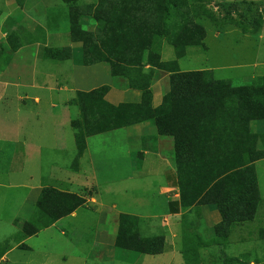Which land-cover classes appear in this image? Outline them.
<instances>
[{"label": "crops", "instance_id": "crops-1", "mask_svg": "<svg viewBox=\"0 0 264 264\" xmlns=\"http://www.w3.org/2000/svg\"><path fill=\"white\" fill-rule=\"evenodd\" d=\"M54 3L60 4L61 2L0 0V47L6 45L10 47L9 41L12 38H15V42H19L18 45L21 46L13 52L5 70L0 71V83L4 82L5 87L12 86L17 89L26 87L33 90H46L51 94L58 92L69 94L70 96L62 102L61 107L69 111L67 118L70 125L72 121L81 119L78 107L70 104L78 92L89 93L100 87L108 86L109 91L104 96L106 103L112 106L141 103L142 91L130 88L125 78L113 77L109 66L105 63L87 67L71 66L69 59L52 60L42 56L44 48L50 47L51 35H55L63 24V22L61 24L60 16L64 14L65 9L64 7L59 9ZM50 15L55 18L49 20ZM34 32L44 33V42H33L30 36ZM241 34L245 37L257 36L258 40L262 41L264 40V26L256 34L242 32ZM64 65L67 67H63ZM259 66H264V63H258L253 68ZM148 68L149 66L146 67ZM202 71H211L214 79L218 80L214 76L215 68H204ZM169 77L170 73L162 77H157L155 73L150 86L152 108H158L168 94ZM258 78H264V71L260 74L252 72L250 80L247 81L253 82ZM16 98L22 104L25 100H32L36 105L41 102L39 96L35 95L30 98L28 94L21 96L18 93ZM52 106V108L59 109L55 104ZM58 122H53L52 126L55 127ZM254 123L259 122H253L250 125L251 133L257 137L255 152L264 153V121L260 123L261 127H255ZM116 131H122V135L100 139L102 143L105 141L113 143V146L97 148L95 145L91 147L93 138ZM49 139L45 136L41 140L30 143V139L23 138L19 134L12 138L0 137V188L24 190V195L18 203L15 201L13 203V199L9 198V205L1 207L0 222L4 219L18 229V225H22L24 237H35L52 229H60L62 224L72 231L74 227L71 222L77 218V212L80 210L94 214L97 217V223L91 228L93 235L90 238L79 231L67 234L61 230V236L69 235L71 239L73 236L76 241L90 239L91 243H86V248L71 254L60 252L57 255L48 252L43 264H51L53 259L59 264H140L141 257L148 255L125 253L116 249V236L114 231L109 232L112 228L108 224V221H111L115 215L137 217L149 234L153 232L154 236L163 238L162 253L156 256L180 255L183 258L182 264H255L251 259L257 256L258 252H260V257L264 256L262 252V249L264 250L262 247L264 228L253 225L258 217L261 197L253 220L232 224L226 237L214 234L213 228L220 222L219 213L207 205H193L186 209L182 207L175 140L170 135L159 134L157 128L149 121L87 137L85 150L78 160L76 171L54 163L53 170L47 173L44 179L42 174L36 175L35 161L46 154L61 156L67 152L63 148L65 140L60 141L59 136L56 135L53 136V142L50 143ZM105 155H109L110 158L103 163L104 172H106L103 174L104 172H98L100 169L97 164ZM112 156L115 158L111 159ZM5 160L9 162L4 171L3 162ZM261 161H264V158L248 165L252 167L256 179V166ZM112 171L119 172L115 177H110L114 176ZM45 189L77 196H80L81 192L84 197H80L85 200L86 208L85 206L78 208L72 214L54 221L41 232H34L26 226V223L31 211L33 212L34 208L36 210L37 200ZM28 213H30L29 216ZM24 227L33 232L27 233ZM18 233L4 236V240L2 238L0 262L6 260L15 249L32 250L25 245L23 240L5 249L6 245L15 241ZM48 242L51 245L55 244V235H49ZM248 256H250V261L242 259ZM227 259H234V261L227 262Z\"/></svg>", "mask_w": 264, "mask_h": 264}, {"label": "rangeland", "instance_id": "rangeland-1", "mask_svg": "<svg viewBox=\"0 0 264 264\" xmlns=\"http://www.w3.org/2000/svg\"><path fill=\"white\" fill-rule=\"evenodd\" d=\"M55 1L56 3L61 2L60 4L54 3L55 6H58L59 9H63L61 7L65 9L64 14L60 16V19H62L61 24L62 22L63 24L55 35H51L50 47L44 48L49 54H46L45 58L51 57L50 59L57 60L54 57L61 58L66 55L70 58L69 65L81 66L79 64H81L83 57L87 55L86 53L89 50L94 48V45H99L98 52H101V50L110 52L113 43L116 45V43L133 40L136 43H142V45L150 47L146 54L151 55V61L156 57L160 62L176 61L177 69L175 70L178 73L200 72L204 68H215L214 76L221 81H242V83L249 84L264 81V78H258L253 82L247 81L250 80L252 72L260 74L264 71V66L253 68L258 63H264V40H258L257 36L245 37L241 34V32H245L241 29L242 25H247L250 28L248 32L251 33H255L253 31L255 25L259 26V30L264 26V0H166L165 4L168 5V9L166 19H162V22L156 19L161 14L159 9L161 0H53V2ZM232 5L236 7V14L232 12ZM82 11L85 14L79 20ZM227 11L232 12V21L228 20L224 22L223 26H220L218 21ZM48 18L53 20L55 17L50 15ZM73 22L77 29L70 34ZM199 29L204 31V41L199 45L183 47L186 39L197 36ZM134 32L136 33L134 34ZM43 37L44 33L34 32L30 39L33 42H44ZM172 41L179 43L177 53L180 56L184 54L182 58L177 57L176 51L170 45ZM13 44L14 42L11 43L10 47L9 45L0 47V71L5 70L6 63L13 56L11 48ZM119 52L120 49L115 48V54L118 55ZM42 63L46 65L44 62ZM63 67H67V65ZM145 67H148V65ZM167 73V71L156 72L157 77L167 76ZM120 81H118L119 84H121ZM3 83H0V137L12 138L19 134L23 138L30 139L31 143L48 136L51 143L53 142V136H59L60 141L65 140L63 148L67 152L61 156L43 155L35 161V173L37 176L42 174L45 179L46 174L53 170L54 163L60 167L67 166L68 170H72V162L78 149L67 118L69 111L61 107L62 102L70 95L62 92L51 94L46 90H33L26 87L19 89L12 86L5 87ZM18 93L21 96L28 94L30 98L33 95L39 96L41 102L36 105L32 100H25L22 104L16 98ZM54 104L59 109L52 108ZM55 121L59 122L53 127L52 123ZM261 122L254 123L255 127H261ZM79 126L84 128V124H79ZM121 135L122 131H116L109 135L95 137L91 147L95 145L97 148L113 146V143H106L108 141L102 143L100 139L115 138ZM110 142H113V140H110ZM108 158H110L109 155L101 157L100 162L97 164L100 169L98 172H104L103 163ZM114 158V156L111 157V159ZM8 162L9 160L3 162L4 171L8 167ZM112 172L114 176L110 177H115L119 171ZM256 173L261 203L258 217L253 225L264 228V161L257 164ZM103 174H106V172ZM23 195L24 190L22 189L0 188V210L4 205H9V198L13 199V203L14 201L18 203ZM80 196L84 197L81 192ZM84 206L81 208H84ZM87 208L91 209L90 206H87ZM29 215L30 213H28ZM118 216L115 215L111 221H108L112 228V230L109 229V232L114 231L115 236H117L119 227L120 216ZM131 217L136 220L129 221L125 239H131L132 234H136V236L143 239L156 237L153 232L149 234L146 231V227L142 226V222L137 217ZM69 221L71 222V220ZM48 222L46 215L34 208L26 225L31 226L34 232L39 233L45 227H48ZM96 223L97 217L94 214L86 210H80L77 212V218L71 222L74 227L72 231L68 227H64L65 224H62L60 229H52L35 237H24L22 225L19 224L18 229L15 225L3 219L0 222V244L3 242L2 238L4 236L19 232L16 234L15 241L6 245L5 249L23 240L25 245L32 248V250L15 249L0 264H43L48 252L58 255L60 252L71 254L80 251L86 248V243H91L90 239L76 241L73 236L72 239L69 235L67 237L61 236V230L67 234L79 231V233L90 238L93 235L91 228ZM69 227L71 228V226ZM24 231L29 234L33 232L26 227H24ZM49 235H55V244L52 243L51 245L48 242ZM262 247H264V244ZM262 252L264 253L263 249ZM259 254L260 252L251 261H254L255 264H264V256L260 257ZM249 257H243L242 259L250 261ZM182 259L180 255L170 257L169 254L152 257L142 256L140 264H169L170 262V264H182ZM51 264L59 263L53 259Z\"/></svg>", "mask_w": 264, "mask_h": 264}, {"label": "trees", "instance_id": "trees-1", "mask_svg": "<svg viewBox=\"0 0 264 264\" xmlns=\"http://www.w3.org/2000/svg\"><path fill=\"white\" fill-rule=\"evenodd\" d=\"M165 1L161 0V14L156 17L161 22L166 19L168 9ZM231 8L236 14V7L232 5ZM232 12L227 11L220 17V26L228 20L232 21ZM84 14L82 11L79 20ZM258 27L255 25L253 28L255 33L259 31ZM76 29L73 22L70 34ZM241 29L245 31L243 33L255 34L248 32L250 28L247 25H242ZM204 39V31L199 29L197 36L186 39L183 47L199 45ZM15 40L10 39L11 43H15L11 46L13 52L21 48ZM170 45L177 57L184 56L177 53L178 42L172 41ZM111 46L110 52H98L99 45H94L79 65L107 64L113 77L125 78L130 88L142 91V100L139 104L112 106L104 101L108 86L89 93L78 92L76 98L70 101V104L78 107L81 118L70 125L78 149L72 170L77 169L87 137L149 121L159 134L170 135L175 140L176 166L184 209L193 205H207L216 210L220 222L213 228V233L224 237L232 224L253 220L259 192L254 171L248 165L264 158V153L255 152L257 137L251 133L250 125L264 121V81L251 84L221 81L214 79L211 71L178 73L175 70L176 61L160 62L157 57L151 61V55L146 54L150 47L142 43L130 40ZM115 48L120 49L118 55L115 54ZM47 53L44 49L42 56L45 57ZM54 58L70 59L66 55ZM157 71L171 74L170 89L161 105L154 109L151 107L150 86ZM79 124H84V128ZM84 204L85 200L75 194L45 189L37 200L36 211L46 215L49 220L47 225L50 226ZM133 219L136 220L129 215H120L116 249L139 255H160L164 244L162 237L143 239L132 234L131 239H125L129 221ZM27 227L33 230L31 226Z\"/></svg>", "mask_w": 264, "mask_h": 264}]
</instances>
